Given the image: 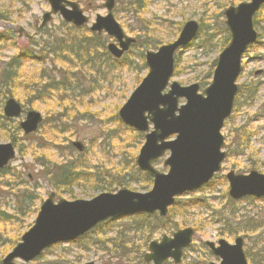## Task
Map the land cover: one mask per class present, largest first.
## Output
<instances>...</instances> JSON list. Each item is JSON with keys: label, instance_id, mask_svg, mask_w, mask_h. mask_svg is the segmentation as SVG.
<instances>
[{"label": "rangeland", "instance_id": "1", "mask_svg": "<svg viewBox=\"0 0 264 264\" xmlns=\"http://www.w3.org/2000/svg\"><path fill=\"white\" fill-rule=\"evenodd\" d=\"M69 1L78 2L90 18L89 24L71 32V37L90 42V25L98 14L107 13L102 6L105 0ZM241 1L249 0H142L136 5L116 0L114 16L137 42L116 63L107 59V49L98 50L100 59L91 67L72 52L66 53L67 62L51 54L56 37L66 39L64 32L71 25L55 15L40 28L43 14L50 10L47 0H0L4 16L0 19V144L12 142L16 147L7 175L0 174V212L15 218L0 222V264L34 224L41 203L52 192L56 199L91 200L120 188L142 193L152 189L153 178L136 164L144 132L126 125L119 116L120 108L148 73L146 51L174 41L186 21H198V37L175 55L172 80L182 86L199 83L204 88L211 80L213 62L228 45L222 47L227 36L223 10ZM136 6L140 8L134 13ZM255 21L258 42L244 58L239 79L242 88L236 98L239 105L222 129L227 157L213 181L179 196L165 217L140 213L106 220L76 240L52 245L31 264H146L143 256L150 241L188 227L195 234L179 264L219 262L206 242L224 239L233 244L237 237L244 238L248 264H264V199L232 200L226 178L230 171L264 174V6ZM102 37L106 44L111 41L106 35ZM66 40L65 50L69 51L70 40ZM14 57L22 63L20 67ZM10 62L14 68L9 67ZM7 67L15 69L17 75L3 81L1 74ZM260 70L263 72L256 74ZM9 91L24 113L35 110L42 114L43 122L35 133L25 136L16 128L24 115L12 120L4 117ZM168 156L166 152L154 167L167 173L164 161ZM70 161L78 164L69 173L65 165ZM66 179L68 183L63 182ZM97 185L113 189L101 191ZM20 209L24 213L19 215ZM16 263L21 264V260ZM164 264L178 263L170 259Z\"/></svg>", "mask_w": 264, "mask_h": 264}, {"label": "water", "instance_id": "2", "mask_svg": "<svg viewBox=\"0 0 264 264\" xmlns=\"http://www.w3.org/2000/svg\"><path fill=\"white\" fill-rule=\"evenodd\" d=\"M47 1L51 9L43 14L42 26L58 12L65 21L77 26L88 23L89 17L78 3ZM263 3L264 0H251L225 9V23L231 40L217 59L211 83L202 92H199L198 83L189 86H182L177 81L170 83L175 70V52L197 36V21H187L174 41L161 45L157 51L146 52L145 62L149 71L120 108L119 116L125 124L145 133L136 164L153 177L152 189L142 193L121 188L116 192H102L91 200L61 198L57 202L56 194L52 192L41 204L32 227L2 259V264H16L15 259H20L22 264H30L51 245L75 240L110 218L157 211L166 216L177 196L207 184L220 171L226 157V152L222 151L224 137L221 129L233 108L243 54L257 39L253 17ZM103 7L107 14H98L91 30L98 34L105 31L114 37L118 43L108 44V50L120 58L135 38L127 36L116 20L113 13L115 0H105ZM181 98L185 103L179 105ZM22 112L23 108L15 98L5 101L3 113L7 118L20 117ZM41 122L40 112L31 110L20 127L28 135L36 132ZM171 136L174 138H169ZM74 145L82 149L79 142H74ZM167 151L169 156L164 165L169 169L165 173L157 170L154 163ZM15 154L12 142L0 144V171ZM227 178L229 194L233 198L264 196V174L258 171L253 170L249 174L230 171ZM193 235L194 230L189 227L174 232L172 236L163 235L160 241L149 244L145 261L163 264L172 258L176 263L180 262L183 249L189 246ZM207 244L221 258L220 263L209 264H248L242 237H237L233 244L224 239L219 240L218 246L214 242Z\"/></svg>", "mask_w": 264, "mask_h": 264}, {"label": "trees", "instance_id": "3", "mask_svg": "<svg viewBox=\"0 0 264 264\" xmlns=\"http://www.w3.org/2000/svg\"><path fill=\"white\" fill-rule=\"evenodd\" d=\"M136 1H139V3L142 4V0H130V4H132V5L135 4L136 5ZM222 7H225V6H222ZM139 8L140 7H137L136 6V8H134V13H136V10H139ZM2 17H4V16L2 14H0V19ZM147 23H148V21L145 20V24L148 27L149 24H147ZM66 30L67 31L64 32L66 34V39H69L70 40L69 41L70 44H69V47H68L69 48V51H66L65 50V48L68 46L66 44L67 43V40L64 37H56L55 40L57 41V44L55 46H52L51 47V51H50L51 54L53 55V57L54 58L57 57L59 61L67 62L68 58L66 56L67 55L66 53L67 52H69V53L72 52L73 54H75L77 56L76 59L80 60L84 64H89L92 67V65H94L96 63V60L100 59V55L98 56V54H97L98 50H102L104 52V50L106 49V42H105L106 39H104L102 36H98L96 34H91V35L89 34V38L91 40L90 42H88V40L85 42L84 39L83 40L77 39L78 41H76V38L71 37V32H76V31H80V30L79 29H76L74 27L66 28ZM225 32H227V36L225 38V41H224V44H223L222 47H224L228 43V41L230 39V36H229V33H228L227 29H225ZM60 35L61 34H59V36ZM0 39H3V36L0 35ZM81 44L82 45H85L86 44V47L85 48L84 47H79ZM74 46H76V47L74 48ZM79 51L82 52V53L80 54ZM50 52H48V54H50ZM104 54L107 55V59H111L115 63L118 62L117 60L112 59V57L110 56V54L108 53L107 50H105V53ZM16 59L17 58L14 57V61L16 63V66L18 65L20 67V65L22 63H20V61L17 63L16 62ZM214 64H215V62H213V66H214ZM8 65H9V67H12V68H14V66H15V64H13L12 62H10ZM9 67L5 68L3 70V72H2V74H1L2 75L1 78H2L3 81L4 80L5 81L6 80H9V79H12L13 80V78H15L16 75H17L15 73V71H14L15 69L14 70H11V68H9ZM211 74H212V68L209 71V78L211 77ZM53 82H55V81H53ZM201 83H202V81H201ZM206 83H209V82L206 81ZM60 84H63V83H60ZM202 84H205V83H202ZM54 89H56V86L54 87ZM11 91H9L7 93V96L13 97V93ZM5 98H7V97H5ZM0 118H2V115L1 114H0ZM9 120H12V119H9ZM16 128L19 129V126L16 127ZM77 164H78V161H76L75 163H74V161H70L65 166H68V172L70 173L71 168H75ZM8 171H9V167H6L5 169H3L1 171L0 174L7 175ZM75 176H76L75 177V179H76L78 177V174H76ZM66 181L68 183V180L67 179L64 180L63 182L66 183ZM118 185H120L119 182H118ZM96 187L99 190H101V191H106V190H112L113 189L110 185H108V186L107 185H103V186L97 185ZM250 200H253V198H251ZM20 212L21 213H18L19 215L24 213L22 209H20ZM14 219L15 218L13 217V215L5 214L3 211L0 212V222H7V221L14 220Z\"/></svg>", "mask_w": 264, "mask_h": 264}, {"label": "flooded vegetation", "instance_id": "4", "mask_svg": "<svg viewBox=\"0 0 264 264\" xmlns=\"http://www.w3.org/2000/svg\"><path fill=\"white\" fill-rule=\"evenodd\" d=\"M257 73L256 74H260V73H262L263 71L262 70H260V71H256ZM242 77H240V79H241ZM242 88V85L240 84V83H238V92H237V94H236V97H235V104H234V109L236 108V110H237V108H238V105H239V101L237 102L236 101V98H237V96H238V94H239V91H240V89ZM258 89L257 88H255V90L254 91H257ZM234 111V110H233ZM232 114H233V112H232Z\"/></svg>", "mask_w": 264, "mask_h": 264}]
</instances>
